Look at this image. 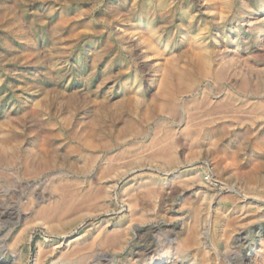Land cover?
Segmentation results:
<instances>
[{"label": "rangeland", "instance_id": "374dc122", "mask_svg": "<svg viewBox=\"0 0 264 264\" xmlns=\"http://www.w3.org/2000/svg\"><path fill=\"white\" fill-rule=\"evenodd\" d=\"M0 214V264H264V0H0Z\"/></svg>", "mask_w": 264, "mask_h": 264}, {"label": "bare ground", "instance_id": "6f19581e", "mask_svg": "<svg viewBox=\"0 0 264 264\" xmlns=\"http://www.w3.org/2000/svg\"><path fill=\"white\" fill-rule=\"evenodd\" d=\"M162 70V69H161ZM163 70H164V72H165V69L163 68ZM168 70V69H167ZM173 71V70H172ZM163 72V75L165 74ZM168 72V71H167ZM171 72V71H170ZM170 74V73H169ZM166 75V74H165ZM171 75V74H170ZM206 75L207 76H210L211 75V71L210 70H206ZM169 75H167V76H165L166 78H164V76L162 77V78H164L165 79V81L163 82L164 84H163V91H164V95H166V96H171V97H173V98H175V93L173 92L174 90H172L173 88H172V84L173 83H171V78L170 77H168ZM163 79V80H164ZM162 80V79H161ZM162 80V81H163ZM161 81V82H162ZM162 92V91H161ZM177 99V98H176ZM171 110V109H170ZM172 112V111H171ZM162 147V146H161ZM166 148V147H165ZM160 150V149H159ZM168 150V149H167ZM169 151V150H168ZM163 152H164V150H163ZM171 152V151H170ZM162 153V152H161ZM155 154V153H154ZM168 154V155H167ZM156 155V154H155ZM159 155V154H158ZM151 157H153V156H151ZM159 158H160V160L163 162V163H166V164H172V163H174L175 162V159H176V156H175V154H171V153H166V155H164L163 153L162 154H160V156H159ZM20 184V183H19ZM2 197V196H1ZM36 197H37V195H36ZM56 199H57V197H56ZM62 203V202H61ZM60 203V204H61ZM2 204V203H1ZM54 206V205H53ZM2 207H3V205H2ZM41 208V207H40ZM58 209H59V207H57ZM3 210V209H2ZM46 210H49V209H46ZM46 210H45V215L47 216L48 215V212H46ZM43 211V210H42ZM50 211V210H49ZM57 211H60V210H57ZM65 211V210H64ZM63 212V211H62ZM40 213V212H39ZM50 213V212H49ZM2 214V213H1ZM0 214V215H1ZM5 214V213H4ZM20 214V213H19ZM41 214V213H40ZM39 214V215H40ZM57 214V213H56ZM42 215L44 216V214L42 213ZM51 215H52V213H51ZM49 217H50V215H48ZM60 216V215H59ZM17 217V216H16ZM42 217V216H41ZM45 217V216H44ZM48 217V218H49ZM55 217H57V216H55ZM13 218H15V217H13ZM46 218V217H45ZM8 219V218H7ZM25 219V218H24ZM47 219V218H46ZM13 220V219H12ZM27 220V219H26ZM54 220V219H53ZM50 221V220H49ZM1 223V222H0ZM45 225V224H44ZM96 235V234H95ZM29 239H32V235L30 234L29 235ZM19 240V235L18 234H16L15 235V238H14V241L16 242V241H18ZM74 249V248H73ZM63 253V252H62ZM73 253H75V252H73ZM76 253H77V251H76ZM69 255H70V253H69ZM72 256L74 255V254H71ZM13 256V255H12ZM246 257V256H245ZM3 260V259H2ZM5 260V259H4ZM251 260V259H250ZM250 262V261H249ZM249 262H247V263H249ZM243 263V262H242ZM245 263H246V261H245ZM92 264V263H91Z\"/></svg>", "mask_w": 264, "mask_h": 264}]
</instances>
